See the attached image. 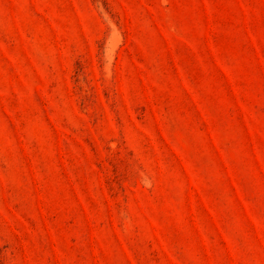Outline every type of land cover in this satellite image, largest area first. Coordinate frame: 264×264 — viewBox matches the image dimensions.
Segmentation results:
<instances>
[{
  "label": "rangeland",
  "instance_id": "obj_1",
  "mask_svg": "<svg viewBox=\"0 0 264 264\" xmlns=\"http://www.w3.org/2000/svg\"><path fill=\"white\" fill-rule=\"evenodd\" d=\"M0 264H264V0H0Z\"/></svg>",
  "mask_w": 264,
  "mask_h": 264
}]
</instances>
